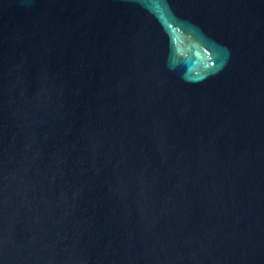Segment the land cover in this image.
I'll use <instances>...</instances> for the list:
<instances>
[{
  "label": "water",
  "instance_id": "water-1",
  "mask_svg": "<svg viewBox=\"0 0 264 264\" xmlns=\"http://www.w3.org/2000/svg\"><path fill=\"white\" fill-rule=\"evenodd\" d=\"M0 264H264V0H0Z\"/></svg>",
  "mask_w": 264,
  "mask_h": 264
}]
</instances>
